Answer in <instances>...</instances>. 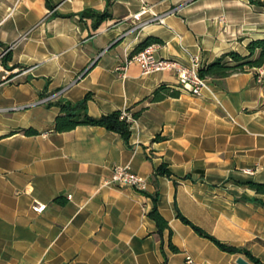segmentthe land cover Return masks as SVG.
I'll return each instance as SVG.
<instances>
[{
  "label": "crops",
  "instance_id": "crops-1",
  "mask_svg": "<svg viewBox=\"0 0 264 264\" xmlns=\"http://www.w3.org/2000/svg\"><path fill=\"white\" fill-rule=\"evenodd\" d=\"M51 2L52 9L45 0H0V264H237L238 257L255 264L221 251L178 215L264 264V194L250 186L264 184V75L256 68L206 79L195 97L178 89L173 71L143 75L128 63L148 39L159 41L149 45L157 58L189 65L197 57L200 68L230 51L246 55L251 40L264 38V7L248 0ZM107 4L111 17L96 28L81 16ZM143 7L170 12L165 25L130 31ZM161 84L179 95L142 102ZM88 93L95 118L144 108L128 143L100 126L53 131L60 109L49 103H76ZM156 135L164 139L155 142ZM117 165L144 177L145 190L101 186ZM161 165L170 176L156 172ZM155 195L170 236L148 216ZM34 202L45 210L33 212Z\"/></svg>",
  "mask_w": 264,
  "mask_h": 264
},
{
  "label": "trees",
  "instance_id": "trees-1",
  "mask_svg": "<svg viewBox=\"0 0 264 264\" xmlns=\"http://www.w3.org/2000/svg\"><path fill=\"white\" fill-rule=\"evenodd\" d=\"M249 4L264 7V0H248ZM45 3L48 8L52 9L53 4L51 0H45ZM83 18L90 17L93 20V28H96L100 23L109 19L111 14L109 12V4L105 11L103 12H88L83 13L81 15ZM159 42L156 39H148L143 44H141L138 48H136L130 56L135 53L143 50L147 46L152 43ZM246 55H241L236 51H230L221 55L220 57L214 59L212 62L206 64L205 66L199 69V75L204 79H222L226 78L232 74L244 72L249 69H256L260 67H264V38L251 40L246 45ZM8 57V54H7ZM179 91L174 89L171 86L166 84H161L157 88L153 90V92L146 97L142 102L156 103L160 102L169 97H177L179 95ZM91 99V94L88 93L84 96V98L76 103L65 101L62 99L56 100L54 103H49V105H56L60 109V114L54 120V128L55 132H69L75 129L77 126L85 125V126H100L105 128L108 131L117 133L121 136V138L128 143L130 135H131V124L132 121H128L126 118H121L123 112L131 113L130 109H126L125 111L115 110L111 113L102 115L98 118L92 117L87 112V101ZM140 109L137 112L131 113L132 120L137 119L142 110ZM23 133L27 136L37 135L38 131L34 129H24ZM164 138L160 135H156L153 141L158 142L162 141ZM157 173L163 174L166 176H170V172L165 169L164 165H161L156 170ZM250 186L253 187L258 194H264V184H256L250 183ZM58 203H62L60 199L55 200ZM153 207L151 211L148 213V216L155 222L158 233H162L164 230H168L169 236L171 235V229L169 228L168 222L163 216L159 213L157 208V196L152 197ZM179 219L186 225L190 226L197 235L208 239L211 241L217 248L221 251L227 252L229 254H237L244 253L251 261L255 264H262L258 259L254 258L250 252L242 249L235 248L228 244H225L218 239H216L213 235L205 231L204 229L194 225L192 222L187 220L181 215H178ZM168 246L170 250L174 253L178 251L177 247L174 246L169 240ZM166 264V261L163 263Z\"/></svg>",
  "mask_w": 264,
  "mask_h": 264
},
{
  "label": "built area",
  "instance_id": "built-area-1",
  "mask_svg": "<svg viewBox=\"0 0 264 264\" xmlns=\"http://www.w3.org/2000/svg\"><path fill=\"white\" fill-rule=\"evenodd\" d=\"M170 12L158 14L154 12L151 7H143L136 14L132 16V22L134 25L130 28V31H134L137 28L144 27L149 24L165 25L166 17ZM145 14L149 15V18L143 19ZM7 51L4 52V54ZM136 63L141 68L143 75L153 72H159L164 70L173 71L177 76L178 89L190 94L191 96L199 97L202 95V90L206 86L207 80L199 75V60L194 57L189 65H183L179 61L171 58H157L154 55L153 46H148L143 50L129 56L128 63ZM122 72L125 71V67L120 68ZM259 76L264 75V68L257 69ZM123 75V74H122ZM52 97H46L39 101V103H48ZM121 118H126L128 121H132L131 115L123 112ZM251 173L250 170L246 171ZM147 181L144 177L132 172L127 166H114L111 169V174L108 178H105L101 186H113V187H128L137 192L145 190ZM67 199L70 200L71 196L68 195ZM32 211L39 214L42 213L46 205L38 202H34L32 205ZM187 262H191V258L187 257Z\"/></svg>",
  "mask_w": 264,
  "mask_h": 264
},
{
  "label": "water",
  "instance_id": "water-1",
  "mask_svg": "<svg viewBox=\"0 0 264 264\" xmlns=\"http://www.w3.org/2000/svg\"><path fill=\"white\" fill-rule=\"evenodd\" d=\"M237 264H248L242 257H238L236 259Z\"/></svg>",
  "mask_w": 264,
  "mask_h": 264
}]
</instances>
